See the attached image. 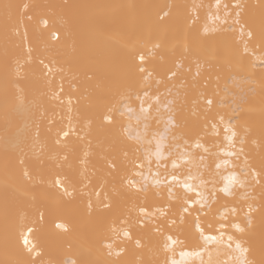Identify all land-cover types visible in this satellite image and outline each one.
Returning <instances> with one entry per match:
<instances>
[{
  "label": "bare ground",
  "instance_id": "obj_1",
  "mask_svg": "<svg viewBox=\"0 0 264 264\" xmlns=\"http://www.w3.org/2000/svg\"><path fill=\"white\" fill-rule=\"evenodd\" d=\"M225 3L243 6L239 25L224 23L222 8L221 19L210 18L216 0H0V264H60L68 257L83 264H233L239 253L235 243L227 246L229 235L251 248L256 264L264 260V176L249 177L244 187L226 179L240 176L246 159L251 171L264 168V67L251 57L264 45V0ZM140 55L145 73L136 68ZM130 86L170 102L171 134L191 154V163L176 170L181 181L189 169L194 176L204 171L202 155L203 165L219 173L215 188L197 179L187 181L192 192L170 186L171 161L157 168L155 159L151 173L143 170L146 181L132 177L146 190L129 188V141L105 116L109 101ZM220 116L237 133L234 149L224 125L212 128ZM240 147L239 159L216 158ZM226 185L229 194L220 191ZM197 191L204 200L184 212V195L199 200ZM197 218L206 235L223 233V242L205 244ZM233 222L247 231L237 232ZM21 225L33 229L25 231L28 247L36 246L32 254L19 238ZM169 235L178 242L166 250ZM193 251L202 255H182Z\"/></svg>",
  "mask_w": 264,
  "mask_h": 264
},
{
  "label": "snow or ice",
  "instance_id": "obj_2",
  "mask_svg": "<svg viewBox=\"0 0 264 264\" xmlns=\"http://www.w3.org/2000/svg\"><path fill=\"white\" fill-rule=\"evenodd\" d=\"M11 7V6H6ZM199 6L193 5L192 6V15L190 19L194 24L198 19L199 15L197 12V8ZM24 9L28 8V5H23ZM215 8L217 9V14L214 17H210L212 19L219 20L221 19L219 10L223 9V22L228 23L230 18L233 19V23L239 25L240 24V15L243 6L241 4H234L231 6V9L228 4L221 5V0H216ZM233 12H235V17H233ZM31 19V17H28ZM45 26H47V21L44 22ZM26 35V33H25ZM245 35L243 29H241V36ZM248 40L251 41L254 38V33L249 30L247 32ZM54 38H58V35L54 36ZM261 40L264 41V33L261 34ZM248 47L245 44V52L247 53ZM251 57L253 60H258L261 67H264V45L261 46L259 53L255 50L251 52ZM135 60V57L133 58ZM140 63L136 65L139 73H145L146 69L144 67L145 56H139ZM47 67L48 73H53V68L50 66ZM18 69V74H19ZM175 75V74H173ZM151 74L149 73L148 76H141L139 77V81H146ZM60 91H63V87H60ZM151 100V103L148 101ZM21 103H23V98H21ZM207 103L209 105L212 104L211 100H208ZM147 104V107H146ZM170 112V102L166 101L165 97H162L160 94H150L149 91L145 88L143 90V94L141 91L137 89L136 86H130L127 90L120 93L116 98L112 100L109 104L107 109V114L105 119L109 124H116L122 130V132L126 135L127 143L126 148L124 149L125 161L127 165L130 167L126 169L127 172H130V175L125 177V180L129 186V188L136 189L138 192H143L146 190L143 184L132 179L133 176L141 177L142 181H146L147 177L144 174V169L147 167L148 171L152 172V164L153 160L157 164V168H159L160 163L162 161H171V167L173 171L166 173V182L171 186L175 185H182L186 192L194 191L191 184L187 181L197 179L199 180V186L203 187L208 183H211L215 188L217 184L216 176L219 173L213 174L207 166L203 165L205 160L204 156H200L201 166L204 167V171H198L197 174L194 176L191 172V169L188 170V175L184 181H181L180 175L177 169H182L186 167L189 163H191V154L187 151V149L181 148V146L177 143L179 139L172 133V129L175 127V123L173 118L170 115H165L166 113ZM154 113V114H153ZM149 120L154 121L155 127L148 123ZM141 125L143 126L141 130ZM161 125L163 127H161ZM219 125H224L225 133L231 132V135H226L225 139L229 141L231 148H235V143L233 141V137L237 135L234 130H231L230 123H226L223 116H220L219 124L212 123V128L215 130L219 127ZM135 133V134H133ZM219 136V132L216 131L215 133ZM64 136L69 135L68 132H63ZM187 143V141H185ZM244 140H240V144L243 145ZM195 148L199 149L202 148L203 145L197 141L194 145ZM207 151V149H204ZM244 153L243 147H240L239 151H231L221 149L219 153L216 154V158L219 160L221 156H231L236 157L239 159V156ZM23 163V160L21 161ZM224 164H228V160L223 161ZM165 168L168 167L167 164L163 165ZM221 167V163H216L215 168L218 170ZM205 172L207 173V179H205ZM153 176H159V171L152 173ZM27 175V172L25 173ZM264 176V168H262L259 172L251 171L248 167L247 159L244 161V165L241 167V174L238 176L235 172L230 174L226 177L229 184H239L241 187H244L249 177L255 176ZM241 176L243 179H241ZM157 184L161 183V181L157 180ZM61 181L57 179L55 181V185L59 186ZM65 191H67L65 189ZM225 194H229V188L226 185L224 188L220 189ZM196 197L199 200L192 198L188 195H184L183 200L184 203L188 205V207H184L183 211L188 212L189 207H191L192 203H199L200 201L204 200V197L201 192H196ZM191 202V203H190ZM204 207V204L201 203V208ZM142 214L145 216L148 213V210L145 208L141 209ZM233 214L237 212L236 208L232 209ZM251 212V208L249 209ZM199 218H197L196 229L200 232V236L205 242V244L213 243V242H223L224 234L221 233L219 237L213 235H206L201 229L199 222ZM176 223V221H172ZM183 222V221H181ZM209 227H212L209 225ZM224 227V225H221ZM232 227L236 229L237 232L243 234L247 231V228H242L239 223H232ZM248 227H251V219H249ZM25 231L31 233L33 229L31 226L28 225H21L19 232H20V239H23V243L29 254H32L36 251V246L32 245V247H28L30 241L27 236H25ZM114 234L117 233V229L115 227L112 228ZM124 235L128 237L130 234L127 231H124ZM166 243L164 245L165 249L167 250L171 244H175L178 241L174 240L171 235L166 237ZM229 248L232 247V244L235 243V251L239 253L233 260V264H256V261L250 258L251 248L245 246V243L239 239H234L232 235L227 237ZM38 254V253H37ZM182 255H193V256H200L202 253L200 251H193L191 253H182ZM60 264H83L82 261H77L71 257L63 259ZM172 264H178L177 261H172ZM260 264H264V260L260 262Z\"/></svg>",
  "mask_w": 264,
  "mask_h": 264
},
{
  "label": "rangeland",
  "instance_id": "obj_3",
  "mask_svg": "<svg viewBox=\"0 0 264 264\" xmlns=\"http://www.w3.org/2000/svg\"><path fill=\"white\" fill-rule=\"evenodd\" d=\"M249 1H253V0H249ZM209 71H212V68L209 69ZM86 99L88 100V99H89V96H88ZM112 100H113V98H112L111 101H109V102H112ZM104 124H106V123H104Z\"/></svg>",
  "mask_w": 264,
  "mask_h": 264
}]
</instances>
